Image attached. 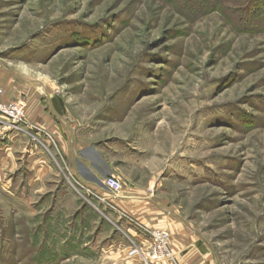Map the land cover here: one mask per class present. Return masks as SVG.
Here are the masks:
<instances>
[{
    "label": "rangeland",
    "instance_id": "374dc122",
    "mask_svg": "<svg viewBox=\"0 0 264 264\" xmlns=\"http://www.w3.org/2000/svg\"><path fill=\"white\" fill-rule=\"evenodd\" d=\"M243 8L0 0L6 97L16 83L53 93L119 172L87 187L51 142L42 147L53 169L38 170L40 181L24 166L1 172L0 264H121L125 255L161 264L172 257L147 256L153 232L167 234L170 250L179 227L210 264H264V29L251 14L239 20ZM9 123L0 115V145ZM109 176L122 190L135 185L157 214L142 223L124 212Z\"/></svg>",
    "mask_w": 264,
    "mask_h": 264
},
{
    "label": "crops",
    "instance_id": "0c3cea01",
    "mask_svg": "<svg viewBox=\"0 0 264 264\" xmlns=\"http://www.w3.org/2000/svg\"><path fill=\"white\" fill-rule=\"evenodd\" d=\"M2 100L5 103L22 102L25 106V116L23 126L20 127L23 130H8L6 146L0 145V173L5 170L11 173L16 171L17 167L20 169L24 166L29 173H33L31 178H35L34 181H40L39 177L36 179L35 174L38 170L51 172L53 169L44 153L46 149L42 147L51 142L68 164L69 172L87 187L97 186L98 182H101L102 172L118 175L117 169L112 167V159L96 154L92 127L72 121L67 113L68 108L53 93L45 92L41 87L16 83L8 92V97L4 90ZM33 139L36 142H33ZM128 190H131L133 196L127 195ZM136 194L135 185L131 188L123 187L116 203L128 215L145 223L149 216L153 218L158 211L151 207L149 201H138L134 196ZM175 224L173 221V225ZM196 242L186 229L177 228L170 234L172 259L161 264H210L207 254L199 250ZM129 259L126 255L122 256L119 263L142 264V259Z\"/></svg>",
    "mask_w": 264,
    "mask_h": 264
},
{
    "label": "built area",
    "instance_id": "2783aa9c",
    "mask_svg": "<svg viewBox=\"0 0 264 264\" xmlns=\"http://www.w3.org/2000/svg\"><path fill=\"white\" fill-rule=\"evenodd\" d=\"M4 88L0 85V115L6 118L10 126L14 129H20L24 123L25 106L20 101L3 102ZM104 185L112 193L118 194L122 190V183L114 176H109L104 180ZM152 246L147 252V256L152 260H163L170 258L171 253L168 247V236L162 232H153Z\"/></svg>",
    "mask_w": 264,
    "mask_h": 264
},
{
    "label": "trees",
    "instance_id": "16d2710c",
    "mask_svg": "<svg viewBox=\"0 0 264 264\" xmlns=\"http://www.w3.org/2000/svg\"><path fill=\"white\" fill-rule=\"evenodd\" d=\"M244 4V15L240 16L239 20L245 22L249 19V14H251L252 19L259 20L261 19L260 23L262 25V29H264V0H241ZM243 8V9H244Z\"/></svg>",
    "mask_w": 264,
    "mask_h": 264
}]
</instances>
